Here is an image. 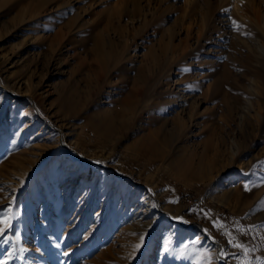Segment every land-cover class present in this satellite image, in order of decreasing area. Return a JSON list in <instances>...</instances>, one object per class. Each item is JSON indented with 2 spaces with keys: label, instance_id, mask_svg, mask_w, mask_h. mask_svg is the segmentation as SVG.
<instances>
[{
  "label": "rangeland",
  "instance_id": "obj_1",
  "mask_svg": "<svg viewBox=\"0 0 264 264\" xmlns=\"http://www.w3.org/2000/svg\"><path fill=\"white\" fill-rule=\"evenodd\" d=\"M0 264H264V0H0Z\"/></svg>",
  "mask_w": 264,
  "mask_h": 264
},
{
  "label": "built area",
  "instance_id": "obj_2",
  "mask_svg": "<svg viewBox=\"0 0 264 264\" xmlns=\"http://www.w3.org/2000/svg\"><path fill=\"white\" fill-rule=\"evenodd\" d=\"M191 202H192V201H191ZM194 203H198V200H197V199H195V200H194Z\"/></svg>",
  "mask_w": 264,
  "mask_h": 264
}]
</instances>
